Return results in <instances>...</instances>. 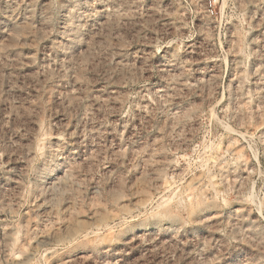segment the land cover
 <instances>
[{
  "label": "rangeland",
  "instance_id": "1",
  "mask_svg": "<svg viewBox=\"0 0 264 264\" xmlns=\"http://www.w3.org/2000/svg\"><path fill=\"white\" fill-rule=\"evenodd\" d=\"M0 264H264V0H0Z\"/></svg>",
  "mask_w": 264,
  "mask_h": 264
},
{
  "label": "bare ground",
  "instance_id": "2",
  "mask_svg": "<svg viewBox=\"0 0 264 264\" xmlns=\"http://www.w3.org/2000/svg\"><path fill=\"white\" fill-rule=\"evenodd\" d=\"M201 203V202H200Z\"/></svg>",
  "mask_w": 264,
  "mask_h": 264
}]
</instances>
